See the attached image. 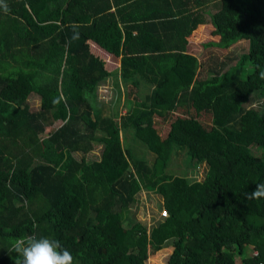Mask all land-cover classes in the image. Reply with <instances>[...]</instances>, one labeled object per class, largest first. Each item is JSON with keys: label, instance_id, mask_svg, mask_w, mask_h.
Returning <instances> with one entry per match:
<instances>
[{"label": "trees", "instance_id": "1", "mask_svg": "<svg viewBox=\"0 0 264 264\" xmlns=\"http://www.w3.org/2000/svg\"><path fill=\"white\" fill-rule=\"evenodd\" d=\"M95 1L6 0L10 11L0 9V264H14L8 250L26 235L59 240L75 264H145L168 244L165 264H235L237 255L264 264V198L244 195L264 183V0H181L152 18L182 41L155 66L127 55L130 34L122 42L113 14L86 13ZM199 28L205 50L248 49L238 58L211 50L199 63L185 53ZM105 52L121 56L120 116L96 102L110 75ZM123 135L153 162L125 149ZM95 147L99 159L86 160ZM180 152L185 172L174 175ZM200 164L202 181L186 177ZM141 191L160 196L167 213L149 231L129 215Z\"/></svg>", "mask_w": 264, "mask_h": 264}, {"label": "crops", "instance_id": "2", "mask_svg": "<svg viewBox=\"0 0 264 264\" xmlns=\"http://www.w3.org/2000/svg\"><path fill=\"white\" fill-rule=\"evenodd\" d=\"M108 5L110 6L109 9ZM180 8H182L181 0H96L93 2V5L87 9L86 13L88 15L90 14V16L93 11H98V16H103L106 13L113 14L118 22L117 26L122 32V42L125 40V33L128 32L130 34V41L128 43L130 46L126 49L127 55L131 57L132 60L136 59L139 62L146 59L148 63H152L151 65L155 66L157 64L156 62H158L157 58H159L160 55L168 53V49H170L172 45L176 46L175 48H180L182 41L181 36L176 33V28L173 24H167L166 26L159 25L160 20L157 21V19L152 18L160 17L171 10H179ZM149 23L150 25H148ZM200 33L199 28L189 38L187 37V45L185 47V53L195 56L199 63L202 62L210 52H219L216 49L205 50L200 44ZM120 48H122V43ZM120 50L121 55L125 48L124 50ZM102 57H104L105 68L110 73L105 81L109 82L111 86L116 89L118 95H116V98H121V96L122 98H126L125 88L120 86V89H118L116 86V83H122L120 79L121 56L116 57L105 52V55ZM101 86L99 84L97 90ZM149 92L150 88L142 87L138 95L141 99H144Z\"/></svg>", "mask_w": 264, "mask_h": 264}, {"label": "rangeland", "instance_id": "3", "mask_svg": "<svg viewBox=\"0 0 264 264\" xmlns=\"http://www.w3.org/2000/svg\"><path fill=\"white\" fill-rule=\"evenodd\" d=\"M247 49H248L247 41H241V42H238L232 45L224 53L218 52V54L221 57H223L226 54H229L230 57L232 58L233 57L238 58L240 57L241 54L246 53ZM214 53L217 54L216 52ZM206 78H211V76L208 75ZM100 86L101 87H99L97 90L96 102L98 105L102 106V114L106 116L107 114L111 116L115 114H118L119 116L125 114L127 110L126 108L128 106L126 104L125 98H122V96L121 98H118V97L116 98V95H117L116 89L112 87L109 82H106L105 80L100 83ZM120 86H123V88H125V86L122 83L119 84L118 82L117 88L120 89ZM262 101H263V97H258V99L255 102L257 107L260 106L259 104ZM28 104L32 110H37L39 106L38 96H31L28 100ZM59 123L60 122H55L52 126H49L45 132H48L51 128H57L59 126ZM165 128L166 127L163 126V130H165ZM45 136H46V133L41 135V137H45ZM127 145L130 146V149L135 156L144 158L149 163L153 162L154 155L149 153L147 149L141 143L135 141L133 138L129 139L128 135L127 136L123 135V147L127 149ZM99 150H100V147H95L93 151H91L89 154L85 156L86 160H98ZM259 152L263 153L262 151H259ZM74 156L77 160H79L82 155L80 153H76L74 154ZM183 159H184V153L183 152L178 153L176 157L172 159V162L168 170L172 171L174 175H177L176 171L182 170V168L184 167L182 164ZM182 171L185 172V170H182ZM206 171H207L206 165L200 164L195 168L193 172L188 173L186 177H188L191 180L202 181L204 179ZM136 200H137V203L132 205V207L130 208L129 215L134 220L146 225L149 231V229L154 224H156V221L159 220V214L163 216L162 214L163 210H160V205H162L161 198L160 196L154 193L141 191L137 195ZM168 245L169 246L164 247L163 249L156 252L152 256H149L145 264H165V260L172 250V247L170 246V244ZM246 252H247V255H250L251 253L250 247L246 249ZM235 264H240V257L238 255L235 258Z\"/></svg>", "mask_w": 264, "mask_h": 264}, {"label": "clouds", "instance_id": "4", "mask_svg": "<svg viewBox=\"0 0 264 264\" xmlns=\"http://www.w3.org/2000/svg\"><path fill=\"white\" fill-rule=\"evenodd\" d=\"M0 9L5 12L10 11L6 0H0ZM78 36L73 26L72 39L76 40ZM259 75L264 79V71ZM63 99V97H56L52 100V104L58 105ZM244 195L247 199L264 198V183L257 184L253 191L244 193ZM8 252L17 254L14 264H75L71 251L63 247L59 240L47 236L26 235L17 238Z\"/></svg>", "mask_w": 264, "mask_h": 264}, {"label": "built area", "instance_id": "5", "mask_svg": "<svg viewBox=\"0 0 264 264\" xmlns=\"http://www.w3.org/2000/svg\"><path fill=\"white\" fill-rule=\"evenodd\" d=\"M162 214H163V216H161V217H166L167 216V213H166L165 210L162 211ZM250 256H257V252L256 251H252L251 254H250ZM258 264H263V263L262 262H259Z\"/></svg>", "mask_w": 264, "mask_h": 264}, {"label": "water", "instance_id": "6", "mask_svg": "<svg viewBox=\"0 0 264 264\" xmlns=\"http://www.w3.org/2000/svg\"><path fill=\"white\" fill-rule=\"evenodd\" d=\"M103 252H105V250H103Z\"/></svg>", "mask_w": 264, "mask_h": 264}]
</instances>
